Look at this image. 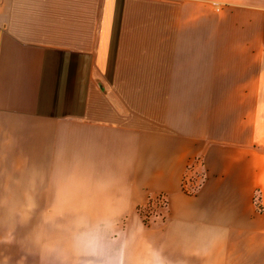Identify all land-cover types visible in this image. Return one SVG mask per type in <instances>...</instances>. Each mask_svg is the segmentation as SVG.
<instances>
[{
  "label": "crops",
  "instance_id": "1",
  "mask_svg": "<svg viewBox=\"0 0 264 264\" xmlns=\"http://www.w3.org/2000/svg\"><path fill=\"white\" fill-rule=\"evenodd\" d=\"M0 264H264V0H0Z\"/></svg>",
  "mask_w": 264,
  "mask_h": 264
},
{
  "label": "built area",
  "instance_id": "2",
  "mask_svg": "<svg viewBox=\"0 0 264 264\" xmlns=\"http://www.w3.org/2000/svg\"><path fill=\"white\" fill-rule=\"evenodd\" d=\"M163 204H164L163 202H161V201L159 202V206H160V205H163ZM155 209H156V208H155Z\"/></svg>",
  "mask_w": 264,
  "mask_h": 264
},
{
  "label": "trees",
  "instance_id": "3",
  "mask_svg": "<svg viewBox=\"0 0 264 264\" xmlns=\"http://www.w3.org/2000/svg\"><path fill=\"white\" fill-rule=\"evenodd\" d=\"M151 210H152V213H153V208L148 209L149 212H150Z\"/></svg>",
  "mask_w": 264,
  "mask_h": 264
},
{
  "label": "rangeland",
  "instance_id": "4",
  "mask_svg": "<svg viewBox=\"0 0 264 264\" xmlns=\"http://www.w3.org/2000/svg\"><path fill=\"white\" fill-rule=\"evenodd\" d=\"M153 211H156V209H155V208H153Z\"/></svg>",
  "mask_w": 264,
  "mask_h": 264
}]
</instances>
